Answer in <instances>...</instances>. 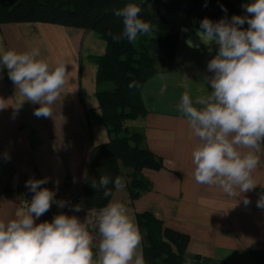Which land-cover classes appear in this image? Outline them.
Returning a JSON list of instances; mask_svg holds the SVG:
<instances>
[{
	"label": "crops",
	"instance_id": "obj_1",
	"mask_svg": "<svg viewBox=\"0 0 264 264\" xmlns=\"http://www.w3.org/2000/svg\"><path fill=\"white\" fill-rule=\"evenodd\" d=\"M197 30L180 29L171 60L159 54L155 72L141 91L146 113L130 125L143 134L146 147L161 159V167L143 170L150 181L148 190L130 198L124 187L115 190L110 201L122 202L135 222L136 213L149 211L165 226L186 234L181 264L186 259L192 264H264V209L256 206L264 189L257 186L247 193L248 206L241 201L232 207L235 201L218 188L196 183L192 175L191 152L198 140L178 104L185 91L193 100L211 91L207 78L213 73L207 63L218 49L213 43L209 51ZM32 48H39L53 67L65 64L66 82L52 116L37 118L33 113L39 105L25 101L13 118L11 105L22 98L8 70H0V98L10 104L0 111V187H4L0 219L5 220L27 213V198L34 195L25 187L29 178L49 177L42 187H74L82 193L92 147L109 140L96 96V58L105 53V41L94 30L81 27L0 23V49L23 52ZM4 153L11 159L4 160ZM257 178L264 183V157ZM52 207L61 211L55 203ZM43 221L41 216L36 223ZM141 248L143 252V240Z\"/></svg>",
	"mask_w": 264,
	"mask_h": 264
},
{
	"label": "clouds",
	"instance_id": "obj_2",
	"mask_svg": "<svg viewBox=\"0 0 264 264\" xmlns=\"http://www.w3.org/2000/svg\"><path fill=\"white\" fill-rule=\"evenodd\" d=\"M242 8L243 16L216 22L205 17L200 22L197 31L202 42L209 51L213 43L218 46L207 63L213 73L207 78L211 91L194 100L185 91L178 104L198 140L191 152L196 183L218 188L235 201L232 207L241 201L248 206L251 200L247 193L257 186L264 189L257 178L264 157V0H252ZM141 11L131 2L114 10L123 25L121 33H110L114 42L126 39L133 43L153 31L151 22L141 18ZM5 68L22 98L11 105L13 118L25 101L39 105L33 113L37 118L52 116L66 82V65H49L39 48L23 52L0 49V70ZM140 87L137 81L128 84L130 90ZM9 105L0 98V111ZM3 159L10 160V154L4 153ZM49 180L29 178L25 187L34 195L27 213L0 219V264H147L139 226L122 202L109 201L84 220L61 212L51 221L36 223L53 203L59 208L68 206L67 201L56 199L54 191L42 187ZM125 183L122 176L112 179L101 175L98 182L93 179L91 187L97 192L103 190L107 198L112 195L110 184L119 190ZM256 206L264 209V191ZM71 210L80 212L82 208L77 204ZM90 226L100 237L97 251ZM185 264L192 262L186 259Z\"/></svg>",
	"mask_w": 264,
	"mask_h": 264
},
{
	"label": "trees",
	"instance_id": "obj_3",
	"mask_svg": "<svg viewBox=\"0 0 264 264\" xmlns=\"http://www.w3.org/2000/svg\"><path fill=\"white\" fill-rule=\"evenodd\" d=\"M142 9L140 16L151 22L153 31L129 43L114 42L112 35L121 33L122 19L114 10L126 3ZM252 0H0V23L46 22L94 30L105 41V53L96 58V96L101 121L109 140L91 149L83 184V201L87 209H100L112 198L103 190L91 187L101 175L112 179L122 176L130 198L150 188L144 169H159L161 159L145 145L143 134L130 125L142 118L146 109L141 97L145 82L154 74L159 54L174 57L182 27L198 28L209 18L213 22L233 15H245L242 5ZM206 4V6H205ZM226 9L227 11H223ZM247 28V24L243 26ZM110 33L112 35H110ZM137 81L138 89L128 84ZM143 237V256L147 264H181L188 236L163 224L149 211L136 213Z\"/></svg>",
	"mask_w": 264,
	"mask_h": 264
},
{
	"label": "built area",
	"instance_id": "obj_4",
	"mask_svg": "<svg viewBox=\"0 0 264 264\" xmlns=\"http://www.w3.org/2000/svg\"><path fill=\"white\" fill-rule=\"evenodd\" d=\"M4 187H0V193L3 191ZM52 191H54L56 193V197H60L62 200H65L68 202V206L61 208V211H57L55 208H53L51 206L50 211H48L46 214L42 215L44 221L48 220L51 221L52 218L54 217V215L58 214V213H66L68 215H76L77 217H79L81 220H84L86 218V216L88 215V213H93L98 211L99 209H87L85 207L84 201H83V196L82 193H80L77 189H75L74 187H66V188H57V189H51ZM32 196L29 195L27 198L28 203L30 204V200H31ZM76 204L82 205L83 210H82V215L79 216L77 214V212H73L71 209L72 207H74ZM89 230L91 231L92 235L95 237V245L99 242V234L98 231H95L91 228H89Z\"/></svg>",
	"mask_w": 264,
	"mask_h": 264
}]
</instances>
